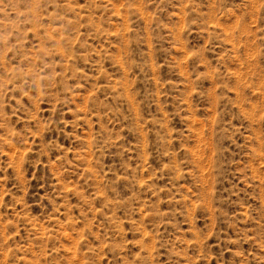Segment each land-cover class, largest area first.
<instances>
[{
  "label": "rangeland",
  "instance_id": "rangeland-1",
  "mask_svg": "<svg viewBox=\"0 0 264 264\" xmlns=\"http://www.w3.org/2000/svg\"><path fill=\"white\" fill-rule=\"evenodd\" d=\"M0 264H264V0H0Z\"/></svg>",
  "mask_w": 264,
  "mask_h": 264
}]
</instances>
